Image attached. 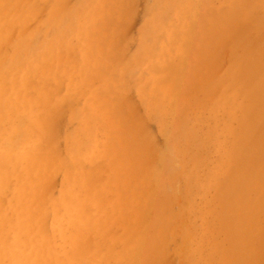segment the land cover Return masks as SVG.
Instances as JSON below:
<instances>
[{"label":"rangeland","instance_id":"obj_1","mask_svg":"<svg viewBox=\"0 0 264 264\" xmlns=\"http://www.w3.org/2000/svg\"><path fill=\"white\" fill-rule=\"evenodd\" d=\"M232 1L235 0H106V2L105 0H23L21 2L25 9L28 3L30 10V15L26 16L28 10L24 7L21 15L18 14L20 13L18 11L22 10L19 7L21 2L18 4V1L11 0L5 9L8 15L15 10L17 16L23 19L21 24L15 25L14 36L18 35L20 38L28 34L31 48L37 51L43 50L46 43L53 48L52 53L49 50L50 57L48 55L49 59L43 70H48L47 72L50 73L46 72L48 77L51 74L53 76L47 85L42 84L44 91L48 92L49 99L44 102L42 97L35 96L36 100L42 102L40 106L28 101L29 104L25 105L31 110L35 109L38 119L42 116L46 123L41 125L47 129L49 135V149L53 145L59 155L56 158L63 159L62 165L55 161L51 168L47 167L49 192L53 195V199L56 198L58 201L65 185V178L75 176L74 180L78 181L89 176V181L85 185L89 189L100 191L102 195L101 205L96 207L89 204L87 214L96 217L99 223H106L107 227L103 231L95 226L94 229L89 230L87 239L83 240L87 252L84 257L79 256V259L89 261L88 264H134L135 256L129 251L130 242L125 236L127 227L122 221L133 222L134 208L144 210L138 221L153 216V211H146V205L149 199L148 193L157 181L155 182L153 174L147 173L151 170V167L147 168L149 165L156 168L162 178L163 190L156 193L155 197L157 199L161 197L165 201L163 208L165 216L167 218L177 214L181 216L177 221L170 223V230L166 227V230L161 229L165 232L158 239L161 244L159 248L155 247L157 250L154 260H157L153 264H188L190 261L188 259L191 258L193 259L190 264H205L202 254L210 253L212 235L219 239L225 235L224 230L219 229V225L213 220L218 213L221 214L222 210L228 208L226 203L220 204L216 189L217 182L224 179L222 168L226 162V148L233 142L234 132L239 129L240 116V109L237 106L234 109L228 98L236 97L234 102L245 101L248 98V91L243 90L237 94L233 92V82L230 78L233 76L234 68L226 53L214 55L211 51H203L202 47L209 43L213 34L208 29L210 19L218 18L219 11L229 7V2ZM244 1L242 0V17L240 16L238 20L249 24L255 15L251 13L249 17L250 11L247 8L256 5L258 0H252L255 3ZM16 3L18 6H15ZM62 12L66 13L64 14L66 17ZM53 15L63 18L62 34L58 36L60 42L55 32L59 26L56 28L57 24L55 26L53 23L55 18ZM260 16L261 21L264 22V13ZM48 17L51 19L49 20ZM68 19L71 21L69 25ZM203 27L204 31L207 29V33L204 31L199 33L198 28ZM262 36L264 37V33ZM50 47L48 46V49ZM2 49L5 50L1 52L3 57L15 53V49H9L6 45L5 47L3 45ZM24 49L28 50L26 47ZM256 49L259 51L261 48ZM54 50L57 53H54ZM19 52H22V48L21 51L19 48ZM6 61H8L7 57ZM246 71L248 76H253L256 72L251 66ZM10 86L6 88L9 90L12 88L14 92L13 86ZM170 87L173 89L172 94ZM19 91L16 92L17 100H24L25 98L21 97L25 92L24 89ZM45 103L47 104L44 107ZM245 104L247 101L244 102V106ZM16 109L14 114L13 110L9 112L5 110L8 115L12 111L11 116L9 115L10 119L6 118L8 117L6 114L5 121L0 122V144L5 143V147L15 146V143L24 145L28 140L27 136L25 137L28 129L22 128L21 117L15 116ZM126 124H131V129L134 130H129ZM128 137L140 139L139 148L136 149L138 155L133 157L132 161L124 155V150L130 151L126 140ZM74 145L79 146L76 148L77 153L80 151L78 154L74 153ZM71 148L73 153L69 151ZM109 149L110 152L107 151ZM91 153H94L93 157L89 156ZM103 155L105 156L102 157ZM112 155L115 157L112 158ZM119 159L123 164L119 165L120 161L118 165L116 164ZM161 166L163 170H158L157 167L161 168ZM112 167L115 168L114 177L113 172H110ZM140 168L145 169L146 173L144 185L132 177L133 172ZM235 177L234 181L233 178L224 181L234 185L238 180L237 176ZM123 178H126V181ZM116 180L117 183L121 181L119 183L121 186ZM15 182L16 179L12 178L9 187L0 192L1 203L7 209V200L12 195L10 189ZM114 183L117 185H113ZM80 193L84 195L85 191L82 189ZM168 195L171 198H168ZM52 204L53 200L47 202V211L43 216V228L47 233H52ZM263 217L264 213H260L258 216L260 223H264ZM157 225L156 230H159L162 226ZM249 228L246 231L251 239L255 237L257 230L256 226ZM58 238L56 236L55 239L50 240L53 248L62 255L69 249L68 239ZM186 248L185 255L183 252ZM182 253L185 258L182 257ZM216 257L217 254L213 251L212 258L215 262ZM4 262L13 264L6 256ZM215 262L211 264H216ZM257 263L264 264V252Z\"/></svg>","mask_w":264,"mask_h":264},{"label":"bare ground","instance_id":"obj_2","mask_svg":"<svg viewBox=\"0 0 264 264\" xmlns=\"http://www.w3.org/2000/svg\"><path fill=\"white\" fill-rule=\"evenodd\" d=\"M10 1L11 0H0V54L2 50L5 51L4 49H2L3 45L4 47L5 45L9 46V49L11 48L15 49L14 55L12 56L4 55V57L5 56L7 57L8 61L9 59L11 60L9 62L6 61V57L4 58L2 54L0 55V122L5 121L6 118L8 120L10 119L9 115L11 116L12 111H10V114L8 115L5 110H7L8 112L9 110H13V114H14L15 108H17L16 109L17 113L15 116L16 117L20 116L22 128L28 129L27 135H25V137L27 136L28 140L27 142L24 141L25 142L24 145H18L19 143H15V146H11V147L10 146L5 147V143L0 144V192L4 191L6 187L7 188L9 187V182L12 178L16 179L15 185L10 189L12 191V195L7 200L8 209L3 206V204L1 203L2 199L0 197V264H7L4 262L5 256L8 259H10L13 264H88L89 261L87 262L83 258H81L82 259L81 261V259L78 258L79 256L82 257V255L84 257V254H86L87 252L83 240L87 239L89 230L94 229L93 226H95L98 230L103 231L104 228L107 227V224L99 223L96 217L93 218L91 215L87 214V208L89 204H93L96 207H99L101 205L102 195L100 191L96 189H91V188L89 189L86 186L89 181V176H87L86 178H82L78 181L74 180L75 176L71 178H69L68 176V178H65L64 180L65 185L63 187V191L58 201H56L55 197H54L55 199H53V195L48 190L49 181H48V176H46L47 167L50 166L51 168V165L55 161H57L59 165H62L63 159L60 157H58V159L56 158L59 155H58L57 150H55L54 146L52 145L53 143L51 144L52 146L49 149V143H50L49 135L47 133V129L41 125V123H46L44 119L42 118V116L40 115L41 119H38L37 117L38 114L37 112H35V109L31 110L28 107V105L27 107L25 105L28 101L34 105L40 106L42 102L39 101L38 99L36 100L35 96L42 97L44 99V102L49 99L48 92L44 91V88H43L44 86L42 84L47 85V83L50 81V78H53V76L51 74L48 77V74H46L48 70L47 71H43V70L45 68L47 60L50 57V52L53 51V48H51L50 45H48L52 50L50 48L48 49L47 43L45 46L43 45L44 43H42V45L44 46V48H42L43 50L37 51L31 48V44H30L31 41L29 42L28 34H26L27 36L23 35L24 38L23 37L18 38V35L14 36L13 29L15 25L21 24V22L23 21V19L18 17L17 15L18 14L21 15V12L24 11L22 8L24 6L21 2L23 0H16L18 1L17 2L18 4L21 2V6L19 7H21L22 10L18 11L20 12L18 14L15 10H13L12 12L13 13L16 12V13L14 14L12 13L13 15L12 14L8 15V12H6L7 10L5 9L7 8L8 4H10ZM250 1L252 0H245L244 2L249 3ZM254 1H252V3ZM16 4L15 6H18V4L17 5ZM229 4H230L229 7H226L225 9H222L219 11L220 16H218V18L213 19L212 17L210 19L211 21L209 23L208 29L210 30V32H213V34L212 36H210L209 43L207 45H204L202 47V50L208 51V52L211 51L212 53H214V55H217V54L220 55V54L226 53V56L229 57V59L232 62L231 66L234 68L232 69L233 76L230 78V81L232 79V82H233V85H232L233 92L234 93L236 92L237 94L241 91L243 92V90L244 91L247 90L248 98L246 96L247 99L245 101L238 100L237 102H234L236 100V97L235 99L232 96H229L228 98L230 99V102H232L231 105L234 107V109H235V106H237L240 109V114H239L240 116L238 118V125H239L238 128L239 129L236 132H234L235 136H234L233 142L229 144V146L226 148V154H225L226 162L222 168L224 179L220 181L221 183L215 180V182L218 183V188L216 189L218 192L217 193L218 200L221 202L220 204L226 203L229 209L223 208L224 210L220 212L221 214L218 213L215 219L213 220L219 225L220 227L219 229L224 230L225 235L223 236L222 239H219L217 238V236L212 235L210 239L211 245H212L210 248L211 249L210 253L208 255H206V253L202 254V258L204 259L205 264H208V263L211 264V262L212 263L215 262V259L212 258V252L215 251V254H217V257H216L217 259L215 262L216 264H259L257 263V260L263 256V252H264V249H263L264 247V236H263L264 235L263 234L264 233V223H260V221L258 220L259 214L264 213V56H263L264 55V37L262 36V33H264V22L261 21L262 17L260 16V15H263L264 13V0H258L257 4L252 7L250 5H248L250 7L248 8L246 7L250 11L249 17L251 13L255 15L254 19L252 18L253 16H251L253 21L250 22L249 24L242 23L240 22L241 20L240 21L238 20V18H240L242 14V6H243L242 0H235V1L229 2ZM27 6H28L27 9H25L24 7L25 10L29 9L28 3H27ZM10 8L12 9L13 7H10ZM15 9H19V8H15ZM29 11L30 10H28V12L26 13V16L28 14L30 15ZM53 14H55V11H53ZM60 14L61 13H59V15ZM64 14L66 13L64 12L63 15ZM53 17L55 16L53 15ZM64 17H66V15H64ZM50 19L51 18H49V20ZM62 19H63L62 17L53 18V23L55 24V26L57 24L56 28L59 26L57 30L55 29L56 31L54 30L55 32H57V36L55 33L54 34L58 40L60 39L58 38L59 34H62V25H63ZM181 20L182 19H180V22ZM187 20L188 19H186V21ZM65 21H64V24H65ZM67 21H68L67 24L69 25L71 21L69 19ZM50 22L54 26L52 21ZM141 27L143 28V26ZM204 27L198 28L200 30L199 33L201 32L203 33ZM205 30L206 31L204 32L207 33V29ZM60 41L61 40H59L58 42ZM67 45L70 46L69 43H67ZM51 46H53V44H51ZM24 47H26L28 50L26 51ZM257 47L261 49L257 51L256 49ZM19 48H20V51L22 48L21 53L19 52ZM254 48L256 50H254ZM54 53H57V52L54 50ZM86 59L88 58L86 57ZM89 65L91 64L89 63ZM88 66H86V68ZM249 66L254 68V70L256 71L255 75L248 76L246 70L249 68ZM54 69L55 67L53 68L52 71H54ZM210 75L211 74H209V76ZM53 80L55 81V78ZM173 81H174V78H173ZM9 85L13 86L14 92H12L11 90L12 88H10L11 91L7 89L8 88L7 86ZM20 89H24L25 92H23V95H21V97L25 99L21 100L22 98L20 97L21 101H18L16 92H20L19 91ZM171 90L173 89H171L170 87V91ZM171 94H172V91H171ZM246 101H247V104H245L244 106V102ZM47 103L44 104V107ZM34 108H36V106ZM2 112L5 114H3ZM45 113L47 114L49 112H45ZM6 114L8 115V117L5 118ZM214 114H215V111H214ZM52 123L53 121H51V124ZM111 123L114 125L112 121ZM130 125L126 124V127L129 130L132 128ZM132 130L134 129H131V131ZM123 131L124 133L126 132L125 129ZM3 132L4 131H2V133ZM19 133L20 132L18 129V134ZM112 133H114V131ZM0 134H1V128H0ZM2 135H4V133ZM126 140H127V145L130 151H127V149L124 150V155L125 156L127 155V158L129 161H132L133 157L138 155V152L136 151V149L139 148L140 139H137V138L131 139L128 137ZM91 141L94 144V139H92ZM119 143L121 145V142ZM98 144L100 143L98 142ZM77 147L79 148V146L74 145L73 149H75L74 151L75 154H78L80 152L79 151L77 153V150H76ZM71 150L72 148L69 151L73 153V151ZM107 151L110 152V149ZM52 152H54L55 154ZM89 156L93 157L94 153H91ZM104 156L105 155H103L102 157ZM114 157L115 156L112 155V158ZM94 161L95 160L93 159V162ZM108 161H106L107 164H109ZM118 161H120L119 162L120 164L118 163ZM74 163L77 164V162L75 161ZM116 164L121 165L123 163L121 162V159H119L117 160ZM125 164H128V163H125ZM114 165L115 163L113 164V166ZM150 167H151V170L147 173L153 174L154 180L155 182L156 181L157 182L155 185H153L154 187H152L151 192L148 193L149 199L146 205L147 207L146 211H153L152 213L153 216H151L150 218H145L144 220L138 221L140 214L144 210L140 208H134L132 212L133 222L131 223L128 220L122 221L124 224H126V227H127L125 236L127 239H129V242H130L129 251L131 252V254L135 256V259L133 260L134 264H153L154 261L156 262L157 259L154 260V255L156 253L157 248L155 247L157 246L159 248L161 241L160 240L158 241V239L161 238V235L165 232L161 229L164 228L166 230L167 228V230H170L169 228L170 223L175 222L177 221V219L181 218V216H179L178 214H177L178 216L174 214L175 216L172 215V216H169V218L165 216V212H163V208L165 207L164 205L165 201L161 197L159 199L155 197L156 193L163 190V185L161 182L162 178L160 177V173L156 171V168L152 167V165H149L147 168H150ZM137 168H139V166ZM114 169L115 168L112 167V170H110V172L111 171L113 172V173L111 172L113 175L110 174L113 177L115 176ZM157 169L163 170L162 166L161 168L157 167ZM145 174H146L145 169L140 168V169H136V172H133L132 177L138 182H140L142 185L145 182V178H144ZM107 176H109V174ZM235 176H237L238 180L234 185H230L226 183V181H224L225 179L228 181V179H232V178L234 181V179L236 180ZM125 177H126V174H125ZM125 179L124 181H126ZM185 180H186V177H185ZM116 183H117V180H116ZM119 183L117 184L121 186ZM117 184L114 183L113 185L116 186ZM82 189L85 191L84 195L83 194L81 195L80 193ZM114 194H118V193H114ZM168 198H171L170 195H168ZM51 200H53V204H52L53 221H52V230H51L52 233H47L45 228H43V219H44L43 216L46 214V211H47V202L50 203ZM57 202H60V203H57ZM183 205L184 204H182V206ZM157 224H160L162 226L159 230H156V226H158ZM246 225H248L249 227L251 226L252 228L256 226L255 229L257 230V232L255 233L254 238L250 239L249 235L247 234V231L250 228L249 227L247 228ZM49 234L53 236L52 237L53 239H55L56 236H58L62 240L68 239L67 246H69V249L65 250L64 253L61 255L58 251H56L53 248V244L51 243V240H50L52 238H51V235ZM63 248L65 249V247ZM186 250L187 248L184 250L183 252L184 254ZM183 253H182V257L184 256ZM191 259H188L190 260L189 262H192ZM112 261L114 260L112 259ZM103 262H105V259L103 260ZM189 262L188 264H190Z\"/></svg>","mask_w":264,"mask_h":264}]
</instances>
